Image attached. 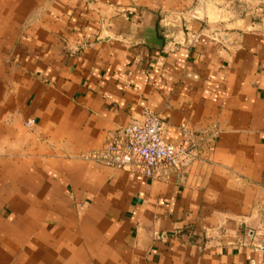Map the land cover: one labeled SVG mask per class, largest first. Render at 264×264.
Masks as SVG:
<instances>
[{
	"label": "crops",
	"instance_id": "0c3cea01",
	"mask_svg": "<svg viewBox=\"0 0 264 264\" xmlns=\"http://www.w3.org/2000/svg\"><path fill=\"white\" fill-rule=\"evenodd\" d=\"M143 108L168 142L216 133L178 175L83 158ZM259 245L264 0H0V264H264Z\"/></svg>",
	"mask_w": 264,
	"mask_h": 264
},
{
	"label": "built area",
	"instance_id": "2783aa9c",
	"mask_svg": "<svg viewBox=\"0 0 264 264\" xmlns=\"http://www.w3.org/2000/svg\"><path fill=\"white\" fill-rule=\"evenodd\" d=\"M167 21L161 25L166 27ZM168 34H165L167 37ZM186 40L169 42L170 49L184 46L189 40H195L194 34H188ZM210 38L222 41L224 38L217 31ZM35 124L34 119L25 122L27 127ZM163 121L150 108H143L141 118L120 126L98 150L85 154L86 160L113 168H133L147 177H165L169 174H181L198 157L204 144L215 135V129L191 132L183 130L181 142L174 144L163 137ZM258 249H264L259 245Z\"/></svg>",
	"mask_w": 264,
	"mask_h": 264
}]
</instances>
